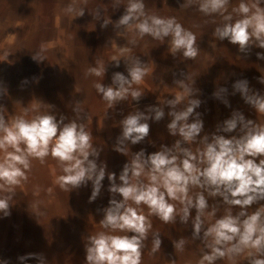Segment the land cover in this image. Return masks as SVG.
<instances>
[{
  "label": "clouds",
  "instance_id": "1",
  "mask_svg": "<svg viewBox=\"0 0 264 264\" xmlns=\"http://www.w3.org/2000/svg\"><path fill=\"white\" fill-rule=\"evenodd\" d=\"M228 4L229 0H200L199 10L205 15H223ZM124 9V14L114 24L115 28H131L141 38L149 35L161 42L170 38L169 51L173 56L182 53L185 59L197 57L199 47L195 34L183 28L174 17L165 19L147 15L144 0H128ZM67 11L75 12L76 17L85 14L84 8L77 10L74 6H69ZM238 12L241 18L234 22L231 15H224L225 23L215 29L214 35L220 41L226 39L237 45L241 53L250 52L252 47L264 49V7H260V0L251 6L241 0ZM100 18V10H97L96 19ZM109 23H112L109 18L103 20L101 27H107ZM256 55L264 60V52ZM116 62L119 66V61ZM126 65L127 75L115 72L110 85L103 82L94 85L110 107L126 100L129 95L139 101L144 94L131 90V84L139 83L146 75L144 63L135 58ZM88 71L97 77L105 75V67H93ZM178 82L183 84V81ZM260 82L264 83V77ZM233 90L239 92L255 111L264 113V95L251 91L247 80H237ZM227 91L226 87H219L213 96L228 105ZM185 92L187 104L183 108L178 106L184 102L185 96L166 102L171 117L168 132L180 139L172 148L162 145L160 150L151 154L146 155L143 149L134 153V158L123 166L118 178L116 173L107 172L105 163H97L100 149L93 145L92 134L76 119L68 120L64 116L58 119L56 115L43 113L31 120L18 117L9 123L4 116L6 109L0 106V133H3L0 135V150L5 152L4 159L0 160V191L7 193L0 196V213L10 215L12 189L27 178L31 159L43 161L51 155L63 165L64 174L58 177V182L64 190L70 192L91 181L90 202L100 195L107 176L112 198L102 210L100 223L112 232L127 233L100 232L89 236L85 245V264H141L144 241L152 227L148 217L139 211L141 205L147 206L150 214L164 223H175L179 216L180 223L186 225L191 218L193 238L199 239L203 232L204 240L210 241L206 244L210 251L205 252L201 264H215L226 255L237 256L246 249L255 250V254L249 257V264H264V204L251 214L247 212L253 204L264 201V125H255L236 111L217 126L216 132L202 137L204 123L201 114L196 112L201 101L196 98L195 89L186 87ZM4 93L6 89L0 88V95ZM148 113L154 115L137 111L123 118L115 151L126 155L125 141L133 145L141 143L150 134L148 121L159 122L165 116L164 109L159 106H151ZM234 132L238 135H224ZM181 141L184 144L203 142L204 147L193 153L190 148L181 147ZM145 175L147 182L141 179ZM192 188L202 191L190 196ZM205 191L208 196L219 197L225 204L239 207L240 211L236 215L228 212L205 228L203 217L209 207ZM170 201L180 202L179 213ZM211 215H215V211ZM152 243L154 252L160 250L159 233L153 235ZM173 245L175 250L182 251L185 240L181 238ZM32 258L44 264V257L35 253L21 256L19 260L23 262Z\"/></svg>",
  "mask_w": 264,
  "mask_h": 264
},
{
  "label": "rangeland",
  "instance_id": "2",
  "mask_svg": "<svg viewBox=\"0 0 264 264\" xmlns=\"http://www.w3.org/2000/svg\"><path fill=\"white\" fill-rule=\"evenodd\" d=\"M240 2L229 0L223 15H205L199 10L200 0H144L147 15L174 17L195 34L199 53L195 59H185L182 53L171 54L170 38L161 42L149 35L141 38L131 28L114 27L128 0H0V88L6 89L0 95V106L6 109L4 116L9 123L18 117L31 120L43 113H51L58 119L60 116L76 119L92 134L93 145L100 149L97 163H105L107 172L116 173L117 178L134 153L143 149L146 155L151 154L162 145L172 148L180 139L168 132L171 117L166 102L185 96L178 106L183 108L187 104L186 87L195 89L196 98L201 101L196 112L204 123L202 137L216 132L217 126L236 111L255 125H264V113L255 111L233 90L237 80H247L251 91L264 95V83L260 82L264 77V60L256 55L264 49L252 47L250 52L241 53L237 45L226 39L220 41L214 35L215 29L225 23L224 15H231L233 22L241 18ZM244 2L251 6L256 0ZM69 6L84 8L85 14L76 17L75 12L67 11ZM260 7H264V0H260ZM97 10L100 19H96ZM108 18L112 23L101 27ZM135 58L144 63L146 75L139 83H132L131 90L144 94L139 101L129 95L110 107L94 85L97 82L110 85L115 72L127 75L126 64ZM93 67H105L104 77L90 74L88 70ZM219 87L227 88L228 105L213 96ZM151 106L163 108L164 118L159 122L148 121L150 134L141 143L133 145L125 141L126 155L115 151L123 118L137 111L154 115L148 113ZM181 147L196 153L204 144L181 141ZM4 157L5 152L0 150V160ZM63 174V165L51 155L43 161L31 159L27 178L12 189L10 215L0 213V235L39 228L93 227L88 225L89 219L99 218L93 216L103 214L112 198L107 176L100 195L90 202L91 181L69 192L58 182ZM141 179L147 182L146 175ZM199 191L192 188L189 195L195 196ZM6 194L0 191V196ZM142 207L139 206V211Z\"/></svg>",
  "mask_w": 264,
  "mask_h": 264
},
{
  "label": "crops",
  "instance_id": "3",
  "mask_svg": "<svg viewBox=\"0 0 264 264\" xmlns=\"http://www.w3.org/2000/svg\"><path fill=\"white\" fill-rule=\"evenodd\" d=\"M195 189L202 191L199 188ZM204 194L209 204L203 217L205 228L215 223L216 219L228 212L236 215L240 211L239 207L225 204L219 197L208 196L206 191ZM170 202L176 205L179 213L182 208L180 202ZM262 204H264V201H261L260 204H253L247 209V212L251 214ZM142 206V211L140 212L148 217L152 227L148 233V238L144 241L141 264H201L205 252L210 251L206 247V244L210 241L204 240L203 232L199 239L193 238L191 218L186 225L180 223L179 216H177L175 223H164L157 216L151 215L147 206ZM213 211H215V215H211ZM192 214L194 217L195 210H193ZM93 217H99L89 219L91 223L88 225L93 227L39 228L36 230L8 231L7 233L9 234L0 235V264H39V261L35 258L23 262L19 260V257L29 253L42 255L44 264H85V245L89 236L100 232H109L114 235L127 234L105 229L100 223L103 219V214H96ZM155 233L160 234L162 243L160 250L154 252L152 240ZM181 238L185 240L184 248L182 251L175 250L173 244ZM254 254L255 250L246 249L237 256L226 255L216 260L215 264H249V257Z\"/></svg>",
  "mask_w": 264,
  "mask_h": 264
}]
</instances>
